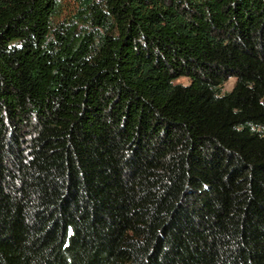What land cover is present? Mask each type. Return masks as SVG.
Here are the masks:
<instances>
[{"label": "trees", "instance_id": "obj_1", "mask_svg": "<svg viewBox=\"0 0 264 264\" xmlns=\"http://www.w3.org/2000/svg\"><path fill=\"white\" fill-rule=\"evenodd\" d=\"M0 264H264V0H0Z\"/></svg>", "mask_w": 264, "mask_h": 264}, {"label": "rangeland", "instance_id": "obj_2", "mask_svg": "<svg viewBox=\"0 0 264 264\" xmlns=\"http://www.w3.org/2000/svg\"><path fill=\"white\" fill-rule=\"evenodd\" d=\"M177 81H178V82H182V83H188V82H189V79H188L187 77H181V78H179ZM234 83H235V78H234V77L230 78V79L226 82V84H225V86H224L225 90H229V89H231V88L233 87Z\"/></svg>", "mask_w": 264, "mask_h": 264}]
</instances>
